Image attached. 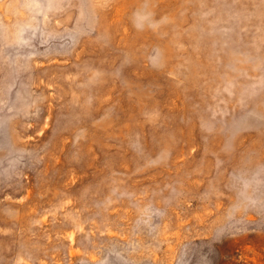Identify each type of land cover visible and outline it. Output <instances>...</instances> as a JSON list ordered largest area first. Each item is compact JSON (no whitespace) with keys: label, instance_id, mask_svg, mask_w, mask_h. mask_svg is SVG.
<instances>
[{"label":"rangeland","instance_id":"374dc122","mask_svg":"<svg viewBox=\"0 0 264 264\" xmlns=\"http://www.w3.org/2000/svg\"><path fill=\"white\" fill-rule=\"evenodd\" d=\"M0 264H264V0H0Z\"/></svg>","mask_w":264,"mask_h":264}]
</instances>
